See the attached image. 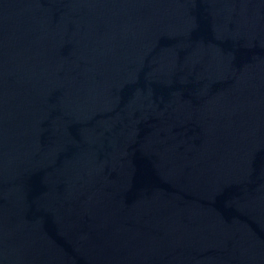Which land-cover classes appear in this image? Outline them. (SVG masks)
I'll use <instances>...</instances> for the list:
<instances>
[{
	"label": "water",
	"instance_id": "water-1",
	"mask_svg": "<svg viewBox=\"0 0 264 264\" xmlns=\"http://www.w3.org/2000/svg\"><path fill=\"white\" fill-rule=\"evenodd\" d=\"M0 264H264V0H0Z\"/></svg>",
	"mask_w": 264,
	"mask_h": 264
}]
</instances>
